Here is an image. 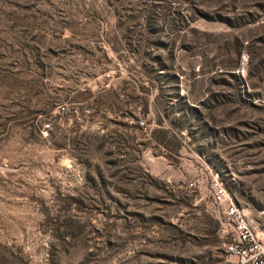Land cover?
Segmentation results:
<instances>
[{"label": "rangeland", "instance_id": "rangeland-1", "mask_svg": "<svg viewBox=\"0 0 264 264\" xmlns=\"http://www.w3.org/2000/svg\"><path fill=\"white\" fill-rule=\"evenodd\" d=\"M217 172L264 230V0H0V264H226Z\"/></svg>", "mask_w": 264, "mask_h": 264}, {"label": "built area", "instance_id": "built-area-1", "mask_svg": "<svg viewBox=\"0 0 264 264\" xmlns=\"http://www.w3.org/2000/svg\"><path fill=\"white\" fill-rule=\"evenodd\" d=\"M66 105H59L58 113L64 114ZM141 125L145 122L141 121ZM50 127L48 123L46 125ZM196 181H189L188 187L194 189ZM213 199L222 214L223 233L226 237V264H264V230H259L255 221L240 207L220 179L219 172L212 177ZM264 220V210L260 213ZM162 264H183L165 262Z\"/></svg>", "mask_w": 264, "mask_h": 264}, {"label": "trees", "instance_id": "trees-1", "mask_svg": "<svg viewBox=\"0 0 264 264\" xmlns=\"http://www.w3.org/2000/svg\"><path fill=\"white\" fill-rule=\"evenodd\" d=\"M192 108H193V106H192ZM193 109H196V108H193Z\"/></svg>", "mask_w": 264, "mask_h": 264}]
</instances>
